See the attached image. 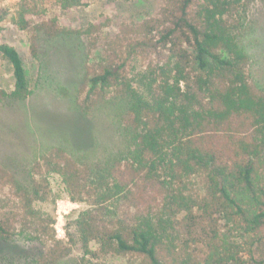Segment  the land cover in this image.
I'll use <instances>...</instances> for the list:
<instances>
[{"label": "trees", "instance_id": "trees-1", "mask_svg": "<svg viewBox=\"0 0 264 264\" xmlns=\"http://www.w3.org/2000/svg\"><path fill=\"white\" fill-rule=\"evenodd\" d=\"M29 1L13 23L36 57L41 37L75 32L56 18H28L42 0ZM90 1L53 0L63 11ZM250 1L161 0L154 15L121 23L111 37L100 23L80 32L100 47L85 68V101L109 89L124 99V145L88 162L98 144L81 126L59 130L55 139L42 135L38 165L86 206L73 220L85 254L135 264H264V84L249 76ZM0 56L13 78L0 102L24 101L31 90L19 52L0 44ZM46 195L40 182L0 166V264H65L73 237L57 239L54 217L33 206Z\"/></svg>", "mask_w": 264, "mask_h": 264}, {"label": "rangeland", "instance_id": "rangeland-1", "mask_svg": "<svg viewBox=\"0 0 264 264\" xmlns=\"http://www.w3.org/2000/svg\"><path fill=\"white\" fill-rule=\"evenodd\" d=\"M25 0H0V44L15 48L27 71L30 96L24 101L0 102V166L16 174L27 184L38 181L46 190L44 200L33 203L44 217H54V232L59 240L73 237L72 251L65 264H135L126 258L93 257L83 252L77 239L73 220L86 206L72 202L56 174L47 173L40 165L42 135L55 136L58 131H75L82 127L90 140L98 145L88 162H96L107 154L122 149L124 138L125 101L109 89L102 94H90L85 76L86 66L98 59V48H90L88 38L80 33L90 24H102L103 35L111 37L121 23L154 15L161 0H133L129 2L91 0L87 5L67 10L57 9L53 0L37 1L28 15L33 21L56 18L62 30L74 31L58 40L39 42V54L32 56L28 33L13 23L16 9ZM32 1V2H30ZM28 5L35 4L30 0ZM246 10L247 30L253 35L255 48L249 67L251 81L264 84V0H251ZM0 88H13L12 69L0 56ZM91 142V143H92ZM46 153V151H45ZM91 251L96 245H89Z\"/></svg>", "mask_w": 264, "mask_h": 264}]
</instances>
